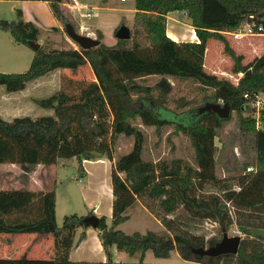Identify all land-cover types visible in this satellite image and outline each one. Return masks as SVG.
I'll use <instances>...</instances> for the list:
<instances>
[{"label": "trees", "instance_id": "1", "mask_svg": "<svg viewBox=\"0 0 264 264\" xmlns=\"http://www.w3.org/2000/svg\"><path fill=\"white\" fill-rule=\"evenodd\" d=\"M40 1L48 2L57 21L67 23L59 7L61 0ZM134 9L135 22L143 26L148 44L140 43L136 39L139 31H133L130 48L126 47L128 40H117L115 46L108 47L100 42L102 36L97 33L98 46L84 53L74 49L45 51L44 46H40L25 73H0V86L9 93L22 91L27 83L55 70L75 72L88 64L95 75V80L80 85L76 94L60 90L49 98L34 101L42 108L52 109L53 116H22L11 121L0 118V164L18 165L28 173L37 165L49 167L68 158H75L80 169L84 160L94 161L99 159L97 156L112 163L111 147L117 136L134 138L131 151L113 161L111 167V223L107 227L106 218L101 217L97 228L106 260L75 262L69 259L70 250L84 239L85 230L90 227L81 225L82 218L76 215L64 217L62 227H57L54 189H12L0 190V234L50 237L56 252L52 259L21 256L0 259V264H146L147 251L155 258L167 259L173 250L187 264H264V229L245 227L241 223L236 225L245 238L240 242L237 255L202 257L193 252L214 246L233 225L227 203L237 211L245 209L264 214V117L261 128L255 127L252 117L241 120L240 131L253 137L255 169L228 184L215 174L214 140L230 117L220 119L213 112H197L192 121L195 107L181 112L168 109L165 101L168 90H163L169 86L166 77L204 83L207 42L210 39L223 42L232 56L223 33L237 30L249 16L264 28V0H134ZM169 13L185 15L190 20L196 42H175L166 35L165 21ZM16 14V21H0V29L8 30L17 43H37L44 31L22 20L20 10H16ZM127 52L131 65L140 64L150 75L161 78L156 84L159 95L153 97L149 88H142L143 97L134 100L132 94L137 89L133 81L113 79L109 74L106 61ZM238 72L244 71L239 67ZM249 72L253 75H248ZM219 83H224L227 92L224 104L231 112L240 113L247 103L245 94H264V61L257 71L254 68L245 71L236 86L227 81ZM219 99L216 93L205 96L196 108L218 103ZM136 118L146 127L174 126L187 135L194 149L196 168L179 159L144 161L143 133L131 123ZM107 136H110L109 141ZM206 184L212 185L217 194L214 191L200 196L198 187ZM233 184L238 186L237 191L232 190ZM144 198L151 200L143 201L147 208L156 203L155 214L171 235L161 236L150 231L144 235L138 232L126 235L117 229L128 219L126 211ZM180 209L189 218L213 222L220 236L204 240L201 236L174 231V219L167 216ZM78 228L83 231L73 245ZM113 247L129 256L139 253L140 258L137 263L114 262Z\"/></svg>", "mask_w": 264, "mask_h": 264}, {"label": "rangeland", "instance_id": "2", "mask_svg": "<svg viewBox=\"0 0 264 264\" xmlns=\"http://www.w3.org/2000/svg\"><path fill=\"white\" fill-rule=\"evenodd\" d=\"M76 1L80 4V9L77 11V18L80 22L88 25H96L97 22H100L106 37L109 39H113L110 37L112 31L123 24L129 29L131 35L126 44L127 48L131 46L133 31H139L136 39L140 43L148 44L143 26L135 22V15L133 22H129L127 16L124 18L121 17L122 9L129 6L133 7V0H126L124 4H121L119 0ZM65 3L71 4L73 1L61 0V4L59 5L61 13L67 18V22L73 25L77 33L87 36L85 33L78 31L76 26L79 23L77 21V25L74 23L73 15L68 12L67 6L63 5ZM111 4L116 6L110 8ZM92 7H98V10L93 11V17L86 18V10ZM19 9L20 6L16 0H0V21H16V10ZM172 15H174L173 18L180 22V24L172 22L169 26H172V29L182 37L186 36L189 30L188 26H191L190 20L185 15L178 13ZM33 24L41 29L37 24ZM53 28L57 30L53 31ZM43 31L44 36L40 37L37 43L40 46H44L43 49L45 51L51 49H74L84 53L83 49L67 37L63 23L59 22L58 25L51 28L47 27ZM230 33L225 32L223 34L227 40L229 49L233 53L232 56L225 50L223 42L215 39H210L207 42L203 62L204 83L166 77L165 81L168 82L169 86L164 87L163 90H168L165 95L166 107L168 109L181 112L195 107L193 110L194 119H191L195 121L196 113L198 112V108L196 107L200 105L205 96H211L216 93L220 97L218 104H224L223 101L226 99L227 92L224 83H219V81H227L236 86L239 79L244 76L245 71H250L252 68H254V71L258 70L264 61V35L236 38ZM89 37L97 39V33ZM180 40L182 39L178 41L181 42ZM184 41L188 40L184 39ZM100 42L102 43V40ZM33 56L34 51L28 45L17 43L8 30L0 29V73H25L31 64ZM111 61H114V63ZM131 64L128 52L114 58L111 57L106 61V67L109 69V74L113 79L133 81V85L137 91H133L132 99L138 100L143 97L141 92L142 88H149L150 95L153 97L159 95L160 91L156 87V84L159 83L161 78L150 75L140 64L138 66ZM239 67L244 72H238ZM251 73L253 72H249L248 75H253ZM91 80H95V75L88 64L75 72L70 70H55L48 73L43 76L42 81L35 84L30 83L27 92L24 94L25 101L22 104L27 110L25 112L23 111V114L27 113L32 118L38 116H53L54 112L52 109L42 108L34 101L49 98L60 90L76 94L80 85L87 84ZM255 96L254 100L255 103H258V106H254V102L248 100L246 105L242 107L240 113H236L235 111L231 112L230 119L222 124L214 140L216 147L215 174L219 180L228 184H231L234 179L243 177L247 173H253L252 171L255 169L256 152L253 137L251 134L240 131V122L245 118L252 117L255 119L256 128H261L263 125L264 94L259 92ZM131 123L143 133L142 159L144 161L157 162L158 160L170 161L171 159H179L184 164L196 168L194 149L187 135L176 130L174 126H165L158 129L156 127H146L141 123L139 118L132 120ZM109 137H106L107 141H109ZM133 143V137L125 135L117 136L111 147L112 163L122 155L129 153ZM97 157L100 158L101 156ZM106 160L110 162L107 158ZM248 168L251 170L248 171ZM99 169L100 171L94 173L92 178H90L81 172L79 163L75 158L60 159L55 165L49 167L37 165L32 167L28 173H25L18 165L0 164V190L50 191L54 189L56 225L60 228L66 216L76 215L82 219L87 217L90 212H87L86 201L94 200L95 196L101 198L102 201H110L107 195L105 197L100 192V186L102 184L107 185V175L103 173L104 170L101 165H99ZM238 189V186L233 184L232 190L237 191ZM198 191L200 196L208 195L209 192L214 193L215 188L212 185L206 184L202 188L198 187ZM215 194H217L216 191ZM143 201L151 200L145 198L138 199L135 205L126 211L128 219L120 224L117 229L126 235H132L135 232L144 235L149 231L161 236L171 235L155 214V211H158L156 203L150 206V208H147ZM226 206L233 221V225L226 232L228 237L239 236L241 240L245 238V235L237 227V223H241L245 227L253 226L264 229L263 213L245 209L237 211L228 203ZM102 214L106 216V226H110L111 219L108 215ZM167 218L174 219L172 228L176 232L201 236L204 237V240L220 236L218 227L213 222L189 218L183 214L181 209L173 215L167 216ZM95 230L98 234V229ZM82 231L81 228L76 229L73 245L78 240V236ZM51 245L53 251L49 255V259H52L56 252L54 242ZM147 253L148 256H146ZM120 255L118 256L120 259L117 256H113L112 259H119L115 260V262L137 263L140 258L139 253H136L134 256H129L125 252H122ZM39 256L43 257V253L40 252ZM144 263L187 264L188 262L183 261L178 253L173 250L167 259L155 258L150 251H147L144 255Z\"/></svg>", "mask_w": 264, "mask_h": 264}, {"label": "crops", "instance_id": "3", "mask_svg": "<svg viewBox=\"0 0 264 264\" xmlns=\"http://www.w3.org/2000/svg\"><path fill=\"white\" fill-rule=\"evenodd\" d=\"M20 6L21 11V19L25 22H32L41 27V29L46 30L47 27H53L58 25L59 22L53 16L48 2L40 1V0H16ZM71 4H63L67 6L68 12L73 15L74 23L76 21L79 23L76 28L80 33H85L87 36H93L96 33H100L102 36V43L108 47H113L117 43V39L115 38V32L117 29L112 31V35L110 36L113 39H109L106 37L105 32L102 28L100 22H97L96 25H88L83 22H80L77 18L78 9H80V4L76 0H72ZM121 4L126 3L121 2ZM134 2V0H133ZM115 7L116 5H110ZM98 10V7L88 8L86 10V18H91L94 16L93 11ZM121 17L124 18L127 16L129 22H133V18L135 15L134 5L129 6L121 10ZM174 13H169L166 16V35L175 42H196L197 38L195 36V32L191 26H188V33L186 36L182 37L178 32L172 29V26H169L173 23L180 24L175 18H173ZM17 20V18H16ZM41 23V25H40ZM77 25V24H76ZM171 37H170V36ZM175 39H174V38ZM115 39V40H114ZM188 40V41H184ZM109 43V44H107ZM43 80V77L38 78L29 84H26L24 90L19 92H6L5 88L0 87V118L5 121H11L15 117L29 116L27 113L23 114L27 109L23 106L24 103V94L27 92L30 83L35 84ZM29 109V108H28ZM99 165L103 167V173L107 175V185L110 188V201H102L101 198L95 196L94 200L86 201L87 203V212H90L89 215H95L96 217H106L102 213L108 215L111 219L112 215V188H111V162H108L106 158H99L94 161L84 160L81 164V172L92 178L93 174L100 171ZM103 185V184H102ZM100 186V190L102 188ZM101 192V191H100ZM104 204H106L104 206ZM56 207V201H55ZM88 215V216H89ZM51 240V241H50ZM52 238H44V237H36L35 234H25L19 236H9L0 234V259H17L21 256H26L28 258H42L49 259V255L52 253ZM72 248L69 252V259L75 262H104L106 260L105 255L103 253L97 231L93 228H88L85 230V237L80 242L75 250ZM40 252L43 253V257L39 256ZM112 257L113 256H121L122 252L117 251L114 247L111 250ZM49 253V254H48ZM148 256V253L146 254ZM119 258V257H118ZM115 260H119V259ZM115 260H113L115 262Z\"/></svg>", "mask_w": 264, "mask_h": 264}, {"label": "water", "instance_id": "4", "mask_svg": "<svg viewBox=\"0 0 264 264\" xmlns=\"http://www.w3.org/2000/svg\"><path fill=\"white\" fill-rule=\"evenodd\" d=\"M65 33L67 37L76 43L81 49L89 50L98 46L99 42L96 39L90 38L89 36H84L77 33L70 23L64 24ZM56 28H53V31H56ZM115 38L117 40H128L130 38L129 29L125 25H120L116 32ZM28 46L34 51H38L40 45L36 42L29 41ZM205 112H213L220 119H228L231 115L230 107L227 104H218V103H206L198 108V113L203 114ZM100 223V218L95 215H89L84 217L80 224L85 227H91L97 229ZM241 238L239 236L228 237L227 233L224 232L222 239L212 247L208 248H198L193 250L194 253L202 257H219L223 255H237Z\"/></svg>", "mask_w": 264, "mask_h": 264}, {"label": "built area", "instance_id": "5", "mask_svg": "<svg viewBox=\"0 0 264 264\" xmlns=\"http://www.w3.org/2000/svg\"><path fill=\"white\" fill-rule=\"evenodd\" d=\"M121 2H125L126 0H120ZM233 36L236 38L238 37H251V36H257V35H264V28L263 25L260 23H257L253 16H249V18L242 23V25L235 31L231 32ZM256 96H249L247 94L244 95V98L248 100H252L254 102V106H258V103H255ZM250 171L251 169H247Z\"/></svg>", "mask_w": 264, "mask_h": 264}, {"label": "bare ground", "instance_id": "6", "mask_svg": "<svg viewBox=\"0 0 264 264\" xmlns=\"http://www.w3.org/2000/svg\"><path fill=\"white\" fill-rule=\"evenodd\" d=\"M174 38V37H173ZM175 39V38H174ZM107 185L105 184V185H102V188H101V192L104 194V196L106 197V195L108 196V198H109V200H110V189H109V187H106ZM109 190H108V189ZM105 192V193H104Z\"/></svg>", "mask_w": 264, "mask_h": 264}]
</instances>
